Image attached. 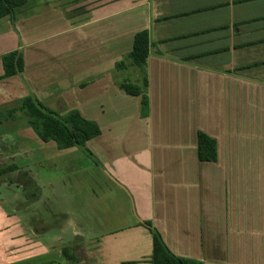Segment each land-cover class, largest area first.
<instances>
[{"label":"crops","instance_id":"1","mask_svg":"<svg viewBox=\"0 0 264 264\" xmlns=\"http://www.w3.org/2000/svg\"><path fill=\"white\" fill-rule=\"evenodd\" d=\"M144 29L146 75L118 69ZM28 95L97 128L59 148L0 121V264H152L148 221L175 255L264 264V0H32L0 19V111Z\"/></svg>","mask_w":264,"mask_h":264},{"label":"trees","instance_id":"2","mask_svg":"<svg viewBox=\"0 0 264 264\" xmlns=\"http://www.w3.org/2000/svg\"><path fill=\"white\" fill-rule=\"evenodd\" d=\"M32 0H0V19L9 16L13 19L15 12L22 6L30 3ZM154 41L151 38L150 30L144 29L135 34L132 50L127 55V61L122 59L117 62L118 69H126L128 60L136 65L140 71L146 75V63L151 54ZM159 54H162L160 51ZM5 68L4 77L19 74L23 71L24 63L21 52L16 50L8 52L3 56ZM148 81L145 77L144 85ZM120 86L128 93L142 95L143 108L148 107V95L141 87L132 83L129 79H124ZM22 112L27 116L28 123L32 125L40 138L45 141L55 140L59 148L70 147L77 143L78 138L84 134L94 131L97 123L93 120L84 118L79 111L69 110L60 114L39 101L35 96L28 95L19 100L14 107L7 111H0V121L8 118H16V112ZM198 157L203 161H215L217 158L216 139L208 134L199 131L197 137ZM16 168L15 165L0 167V175ZM146 225L153 234V255L152 264H203L202 261L175 255L165 244L160 232L147 222ZM66 256L70 259L74 257L64 249Z\"/></svg>","mask_w":264,"mask_h":264},{"label":"clouds","instance_id":"3","mask_svg":"<svg viewBox=\"0 0 264 264\" xmlns=\"http://www.w3.org/2000/svg\"><path fill=\"white\" fill-rule=\"evenodd\" d=\"M63 234L67 238L71 239V238H74L77 235H81L82 234V231H81V229L77 228L74 225H72V226H67L66 225V228H65V231L63 232Z\"/></svg>","mask_w":264,"mask_h":264},{"label":"rangeland","instance_id":"4","mask_svg":"<svg viewBox=\"0 0 264 264\" xmlns=\"http://www.w3.org/2000/svg\"><path fill=\"white\" fill-rule=\"evenodd\" d=\"M18 116H20V113H18ZM2 125V124H1ZM2 126H0V128H1Z\"/></svg>","mask_w":264,"mask_h":264}]
</instances>
